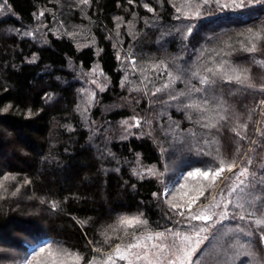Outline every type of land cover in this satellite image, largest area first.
<instances>
[{"label": "trees", "instance_id": "obj_1", "mask_svg": "<svg viewBox=\"0 0 264 264\" xmlns=\"http://www.w3.org/2000/svg\"><path fill=\"white\" fill-rule=\"evenodd\" d=\"M78 4L79 0H0V6L9 11L0 17V264L28 261L27 246L38 242L45 243L39 250L49 246L67 249L81 254L85 261L99 257L116 243L131 241L130 236L117 239L123 231L113 234L109 228L121 216L143 214L141 219L147 221L128 229L130 233L176 228L177 215L162 202L159 183L152 178L139 179L133 170L137 159L163 168V154L157 145L171 147V141L158 131L122 141L111 136L112 127L130 114L118 106L122 75L114 26L119 21L136 24L133 47L143 56H184L172 91L180 103L190 98L206 109L214 105L226 115L211 132L219 156L214 158L203 140L193 138L194 132L205 135L193 121L189 126L193 117L189 119L183 109L169 112L171 120L182 126L177 138L180 145L175 144L180 159H186L182 171L214 168L221 159L239 164L240 159L251 158L247 189L258 194L255 210L264 211V67L258 63L264 61V41L257 43L256 52L244 51L241 45L247 46L248 29L264 28V0L238 11L211 12V18L198 21L182 44V37L160 40L164 30L174 25L170 0H89L80 7ZM80 8L96 40L98 56L92 47L79 50L63 34L47 33L38 42L16 33L34 26L41 10H51L70 26L82 20ZM216 49L237 72L248 70L245 83L228 82L201 69L204 63L199 53L212 50L213 54ZM95 63L109 79V87L93 111L96 119L100 113L102 118L99 134L93 136L76 114L77 90L69 67L90 71ZM194 72L199 76H193ZM203 76L215 83L201 84ZM193 86L202 91L189 93ZM103 107L110 108L102 113ZM6 176L10 178L4 180ZM256 218L253 215V220ZM105 231L112 237L108 244L103 243ZM250 232L247 250L257 258L252 260L264 264L260 240L264 226L250 228Z\"/></svg>", "mask_w": 264, "mask_h": 264}, {"label": "rangeland", "instance_id": "obj_2", "mask_svg": "<svg viewBox=\"0 0 264 264\" xmlns=\"http://www.w3.org/2000/svg\"><path fill=\"white\" fill-rule=\"evenodd\" d=\"M197 2L198 0H193L191 5H189L188 0H170L174 13V25L173 28L169 27L164 30L160 39L161 41L162 39L163 41H168L169 39L170 42L175 39L177 41L182 37V44L187 41L191 29L192 31L195 29L194 27L198 25V21L203 22L211 18V12L217 11L216 14H219L221 10L225 9L238 11L245 8H220L216 4L211 3L203 5V7L200 8L201 15L196 17L194 15V10ZM245 3H247V0H245ZM82 4L85 3H81L79 0L78 7ZM251 5L252 4H248L246 7ZM177 8H181L182 10L177 11ZM78 13H80L82 20L67 26L58 20L51 10H41L38 11V14L35 16L36 23L34 26L25 33L17 31L16 33L20 38L26 36L38 42L42 40V37H46L47 33H51L55 36L63 34L69 37L79 50L92 47L96 50L98 56L99 52L97 50L96 40L86 24L85 13L81 11V8L78 10ZM6 15H9L7 8L4 5L0 6V17ZM53 19L56 21V24H54ZM135 26L136 24L134 25L133 22L124 24L122 21L117 22L114 26L116 36L118 37L115 51L119 62V70L122 75L121 86L119 88L121 95L118 106L128 109L130 114L126 118L119 120L117 126L112 127L114 130L110 132L111 136H116L118 137L116 138L117 140L122 141L130 138L148 137L151 136V134L156 135V131H158L159 134L161 133V136L171 141V147L165 148L162 144L157 145L160 153L163 154V168L156 165H144L137 159L136 163H134L135 166L133 170L137 178H152L159 183V186L162 188V202L170 211L172 210L177 215V220L175 221L177 225L173 231L170 229L161 231L143 230L136 235L143 237L155 235L156 233H164L167 237L166 240H152L147 241V243L167 245L171 244L174 239L172 233H180L181 236L189 235L193 237L191 242L193 247H196L195 241L197 239L207 236L208 239L203 240V242L199 244L196 253L192 256L193 264H196L197 261H199V264H260L252 260L257 258L255 256L251 257L247 250V248L249 249L248 239L250 240L251 237L250 228L258 230L259 227H262L255 225L253 215H249V213H254L257 217L261 215V212L255 210L257 207L256 204L259 203L258 194L250 193L247 189L249 186L248 178L252 175V171H250L252 163H248L251 158L240 159V163L237 164V167L233 168L231 172L225 169L211 186H209V181L201 176H188L189 172H194L196 169L189 172L182 171L186 159H180V150H177L175 145H180L181 140L177 138L182 134V126L171 120V110L183 109L185 114L187 112V115L189 114V116L193 117L190 123H188L189 126L194 122L193 125L195 128L205 130L203 131L205 135L194 132L193 138L195 139V137H197L200 141L203 140L202 143L209 149L207 150L209 155L212 157L216 156V158H219L216 149L217 142L215 135L211 134V132L219 127L220 123L226 118V115H224L220 109L216 107L213 108L214 105H209L210 108L206 111H196L186 108V104L194 103L190 98L180 103L177 94L172 91L178 82L177 69L182 67L181 63H183L184 56L178 58L167 56L160 58L147 54L143 56L133 47L135 41H133L132 36L135 35ZM211 52L212 50L208 52L204 51V53L201 54L199 53L204 63L201 65V69L204 68L203 71L211 74L206 71L207 68L216 67L221 61H226L227 63L224 67L228 69V74L232 75L233 73L231 70L233 67L229 61L222 57L223 54L220 50L215 51L213 54H211ZM157 65L158 67H154ZM69 68L72 71L73 83L77 90L76 114L85 130L95 136V134H99L100 127L98 124L102 118H100V113L96 119L93 111L99 106L100 96L108 89L109 79L104 75L98 63H95L90 71H83L80 68ZM169 72L172 74L171 77L168 75ZM224 80L227 79L225 78ZM165 83H169L170 87L161 92H156V89L162 88ZM173 97L177 98L173 99ZM195 104L205 108L200 103ZM134 105H136V107H134ZM179 105L181 108H179ZM108 108L110 107H106V109L103 107L102 113H105L104 109L106 111ZM221 117L224 118L221 119ZM194 119L197 121L199 120V123ZM137 121L139 122L138 126ZM205 124H215L216 126L204 127ZM93 130L97 132H92ZM200 144L201 143H199V145ZM218 167L219 165L217 164L216 167H210L209 169L215 170ZM245 167H247L249 173L245 181L247 187L242 185L240 188H243V191L237 188L235 192H232L231 186H233L236 180V174L241 168ZM241 179L244 178L241 177ZM201 193H203V195H201ZM213 197H215L214 200ZM190 203L191 214L189 213L188 207ZM172 204L180 205V207L173 208L171 207ZM210 204L219 205L218 207L209 209L208 215L211 216V219L205 221L191 218V215L199 213L203 206ZM237 204H243L244 208L241 209L236 207ZM225 211L227 215H221V213ZM180 212H184V215H180ZM213 213L215 214L213 215ZM240 215H244L245 218L241 220L239 218ZM200 228H204L205 231L201 233L198 238L195 233ZM41 245L44 246L45 243L43 242L42 244V242H38L27 246L28 261H31L32 257L39 253V247ZM52 248L53 250L58 249L56 247ZM105 254L106 253L100 254L99 257L103 258ZM167 258V254L161 257V259L165 261V264ZM28 261L16 264H27ZM116 264H125V262L117 259Z\"/></svg>", "mask_w": 264, "mask_h": 264}, {"label": "snow or ice", "instance_id": "obj_3", "mask_svg": "<svg viewBox=\"0 0 264 264\" xmlns=\"http://www.w3.org/2000/svg\"><path fill=\"white\" fill-rule=\"evenodd\" d=\"M6 2V0H5ZM81 3H88L89 0H80ZM193 0H188L189 5ZM261 0H198L196 3V7L194 10V15L199 17L201 15L200 8L203 5L214 3L220 8H242L246 7L248 4L252 3H259ZM147 7V5H146ZM152 9L149 8V11ZM181 8H177V11H181ZM119 20L120 18L117 17ZM190 30V29H189ZM260 41H264V28L259 30L253 31V29H248V36H247V46L244 45V42H241L242 49L247 52H256L257 51V43ZM219 54V53H218ZM226 61H221L219 65L216 67H209L206 69L207 72L211 73L213 77H219L221 79H227L228 82L235 81L237 83H245L249 77L247 75V69L241 70V72H237L236 69H232V75L228 74V69H225L224 65ZM261 67H264V61H258ZM154 67H158L154 66ZM169 77H171V72L168 73ZM193 76H199V72H194ZM201 84H209L215 83V79L210 80L208 76L200 77ZM249 87H253L254 85L248 84ZM170 87L169 83H165L162 88H157L156 92H161L164 89ZM262 90H264V86H261ZM202 91L201 88H196L193 86L189 89V93L191 92H200ZM155 94V93H153ZM180 95H185V93L181 92ZM177 97H173L176 99ZM264 103V101H262ZM8 107H11L10 105ZM186 108L194 109L196 111H206V108H202L200 105L195 103H189L185 105ZM3 111H7V108L3 109ZM189 119L192 117L189 116ZM224 117H221L223 119ZM199 123V120L197 121ZM139 122L137 121V126ZM215 124H205L204 127H215ZM241 127H246V125H241ZM235 130V129H234ZM239 135V133H237ZM243 139V137H241ZM239 152V148L237 149ZM251 163V160L248 161ZM237 167L236 161L233 159L230 162H225L223 159L219 162V167L215 170L208 169V170H200L196 169L194 172H189L188 176H201L205 180L209 181V186L216 181V179L227 169V171L231 172L233 168ZM151 171V170H149ZM249 173L247 167L241 168L240 171L236 174V180L234 181L233 186H231V191L235 192L237 188L240 186L247 187L245 181L247 180ZM243 177L244 179H241ZM10 177H4V180H8ZM14 179V177H11ZM27 183V181H25ZM243 191V188H240ZM203 195V193H201ZM215 197H213V200ZM219 205L210 204L203 206L199 213L195 215H191L192 219L196 220H209L211 216L208 215L209 209L213 207H218ZM55 207V205H54ZM171 207L179 208L180 205L172 204ZM189 213L191 214V203L189 204ZM236 207L241 209L244 208L243 204H237ZM257 211L261 212V215L254 220L255 225L257 226H264V211L257 209ZM215 213H213L214 215ZM140 214L139 216H121L118 218L115 225H110L109 228L111 229L112 233L115 234L118 231L122 230L123 235L118 236L117 239L123 241L126 237H131V241L128 243H116L111 251L106 253L103 258L101 257H91L90 259L85 261V258L76 252H69L67 249L58 248L53 250L51 246L48 248H41L39 253L32 257L31 261H28L27 264H81V261H84V264H116L117 259L120 261L125 262V264H165V261L161 259L162 256L167 254L166 264H193L192 256L196 253L199 244L203 242V240H207L208 237L204 236L200 239L195 241L196 247H193L191 242L193 240L192 236L183 235L181 236L180 233H172L173 241L171 244L162 245V244H149L147 241L152 240H166L167 237L164 233H156L155 235H147L143 237H139L136 235L135 232H129L128 229L130 228H137L141 225H146L147 221L142 220ZM180 215H184V212H180ZM221 215L226 216L227 212L221 213ZM249 215H254V213H249ZM239 218L243 220L245 217L244 215H240ZM205 231L204 228H200L196 231V237H200V234ZM104 236L103 243L108 244L112 237L108 234L107 231L102 233ZM260 240L264 243V234L261 235ZM93 251L100 252V248H94ZM254 255V254H253ZM199 264V261L196 262Z\"/></svg>", "mask_w": 264, "mask_h": 264}]
</instances>
